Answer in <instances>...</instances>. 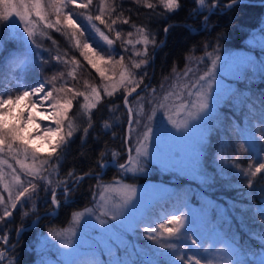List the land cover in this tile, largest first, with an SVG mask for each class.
I'll return each mask as SVG.
<instances>
[{"label": "snow or ice", "instance_id": "snow-or-ice-1", "mask_svg": "<svg viewBox=\"0 0 264 264\" xmlns=\"http://www.w3.org/2000/svg\"><path fill=\"white\" fill-rule=\"evenodd\" d=\"M157 2L164 9V12L158 15L164 19H167L166 14L175 13L182 7V0ZM192 2L199 7L189 13L190 18L207 9L203 19L207 30L211 15L220 12L226 14L242 3V0ZM135 3L154 12L157 7L152 0H135ZM92 4L93 0H81L79 3L77 0H0V54L8 50L9 44L15 45L8 50L4 64L0 65V79L3 78L5 67L11 73H19L13 85L15 91L0 89V264H19L15 249L23 233L27 231V227L23 225L24 219L29 216V212L24 211L26 205L31 203L32 211L35 212V200L40 199V193L43 192V202L47 205L50 197V204L53 206V212L46 213V216L54 215L62 204L68 206L72 203L71 194L77 190L85 177L96 179L97 190L92 194L93 208L73 211L69 221L70 227L57 229L51 226L46 235L40 233L36 244L53 257L50 260H41L40 264H101L94 255L85 258L86 253L77 246V229H82L81 221L84 222L85 217L92 220L93 216L104 232L120 230L127 226L136 238H139V232L142 230L143 238L150 242L146 249H136L131 240L127 241L137 259L132 261L116 257L107 264H202V261L204 264H247L249 253L245 252L233 237L228 238L226 249L219 250L218 258L209 255L210 249L204 247L201 238L190 227L188 217L180 211L152 221L150 215L153 206L148 205L139 219L134 218L132 212L140 203V196L135 184L125 183L124 178L147 174L160 164L157 163V154L154 151V145L160 142L156 131L158 121L172 130L173 142H182L188 140L193 132L201 129L211 130L218 110L228 108L233 113L240 111L248 121L247 127L241 129L233 120L231 126L238 132L236 139L243 140L236 145L235 151L237 159L240 153H249L252 159L256 160V165L249 163L246 168H242L234 160L232 167L237 183L245 182L242 186L250 190L245 196L251 199L254 197L251 189L254 188L257 176L264 173V93L254 100L250 94L241 92L230 84L221 83L224 57L220 54V42L223 36H218L214 44L205 42L202 46L203 54L200 56L195 55L194 46L185 56L184 68L178 71L174 65L172 73L164 77L159 88L153 87L148 67L154 59L156 48L162 45L163 41L158 44L156 32L149 30L147 26L138 27L127 18L120 22L129 25L134 31H127L125 38L122 35L123 30L114 28L122 12L117 13L115 19L111 18L116 8L112 7L108 0H100L99 14L84 16L87 25L74 18L77 14L66 10L70 5L77 9H88ZM78 15L83 16V13ZM99 25H103L106 31ZM171 27L172 25H166L163 28L165 35ZM53 31L59 33L67 42L63 52L59 47L60 42L49 34ZM261 33L264 39V29H261ZM43 40H50L51 46H45ZM117 41L120 42L119 52L115 47ZM137 45L142 47L137 48ZM76 53L99 76V85L89 84L85 80L84 91L65 87L63 84L57 87L58 76L55 74L47 79L28 81L27 76L30 73L37 68L42 72L45 66H53L52 61H55L56 65L69 66L67 75L75 79L77 70L82 67ZM258 64L259 74L264 79V60H260ZM250 66H253V62L247 58L236 59L232 64V68L245 78L250 75ZM63 76L64 73L60 72L59 78L62 79ZM237 79L239 80V77ZM101 90L103 96L108 98L120 93L119 98L126 109V121L122 125V144L125 151L123 162L118 159L122 156L121 152L112 151L111 159L106 160L107 153L101 151L96 160V167L101 173L105 169L114 168L120 178L102 183L100 173L91 169L82 175L70 170L63 178H59L64 153L74 135L82 132L83 144L89 130L93 128L92 110L103 100ZM78 97H83V103L77 105V113L70 115L74 107L73 102ZM22 100L26 102L25 105L13 117L14 110ZM133 105L137 107L134 109ZM33 109L43 116L44 121L50 122L42 129L43 137L48 138L51 148L47 156L37 153L28 142L35 138L34 133L27 137L23 135L30 122L38 128L42 124ZM257 110L259 117L255 114ZM81 114L87 119V124L83 127L77 123V116ZM253 119L257 120V124H252ZM10 120L15 122L11 123ZM104 126L106 129L109 127L107 123ZM257 131L259 136L256 135ZM113 135L115 136V133ZM205 146V138L202 136L200 149L204 150ZM218 147L216 159L222 164L225 162L223 153L229 144L221 142ZM178 155L173 154V158ZM10 160L15 162L19 172L17 167L9 163ZM193 171L198 176H203L198 167ZM22 175L26 179H22ZM53 175L57 177L56 186H52ZM203 178L206 182L213 180L211 176ZM259 179L264 182V175ZM18 206L21 210V226L14 230L13 243V229L9 225ZM259 212L264 215V207L260 208ZM130 218L134 220L133 223H130ZM109 221L116 223L109 224ZM35 223L33 221V224ZM257 238L264 245V235ZM125 250L127 251V248ZM32 251L37 249L33 247ZM258 264H264V252L260 254Z\"/></svg>", "mask_w": 264, "mask_h": 264}, {"label": "trees", "instance_id": "trees-1", "mask_svg": "<svg viewBox=\"0 0 264 264\" xmlns=\"http://www.w3.org/2000/svg\"><path fill=\"white\" fill-rule=\"evenodd\" d=\"M247 1L264 2V0ZM77 2H81V0H77ZM108 2L112 7L116 8V12L112 13L111 18L115 19L117 13L122 12L114 28L123 30L122 35L125 38H127V31L133 30L130 29L129 25L120 22L125 18L138 27L147 26L149 30L156 32L158 44L160 41H164L165 38L163 28L166 25H172L167 34L166 44L155 52L153 87L159 88V84L164 80V77L170 76L172 73L174 65L178 71L183 69L186 62L185 56L190 53V50L194 46L196 49L195 55L200 56L203 54V44L205 42L214 44L218 36H223V40L220 42L221 52L249 49L253 51L258 60H263L264 58V49L261 47H254L252 49V46L248 45L249 40L257 37L262 39L261 29H264V6L240 3L232 10L227 11L226 14L220 12L219 14L211 15L207 24V30H205L203 19L207 12H203L192 18L189 16V13L198 7V5L193 4L192 0H182V7L175 13L166 14L167 19L158 15L159 13H163L164 9L158 5L157 0H152L154 4H157L155 12L152 9L136 4L135 0H108ZM99 7L100 0H93V4L88 9L81 10L70 5L66 10H71L74 14L81 10L83 16H86L87 14H99ZM105 18L107 19L108 17L106 16ZM78 22L83 24L80 20ZM96 23L98 24V22ZM185 24L189 27L184 26ZM99 26L102 30L106 31L103 25ZM202 29L204 30L202 31ZM192 31L197 33L193 34ZM49 34L53 39H57L60 42L59 47L61 52H63L66 49L67 43L64 38L54 31ZM112 35L114 37V33ZM133 39H135V36ZM43 43L45 46H51L50 40H43ZM260 44L263 46L262 41ZM14 47V44H9L8 50ZM115 47L119 52V41L116 42ZM136 47L141 48L142 46L137 45ZM8 50L0 54V65L4 64L8 56ZM149 50L151 51V46ZM130 52L131 47L129 46V54ZM76 55L81 60L82 67L77 70L75 79L67 75L70 70L69 66L56 65V62L52 61L53 66H45L42 72L37 68L34 72L30 73L27 76L28 81L47 79L55 74L58 76L56 81L57 87L63 84L65 87H73L76 90L84 91L85 80L89 84L99 85V76L86 65L78 53ZM153 67L154 62L152 60L151 65L148 67L150 77ZM60 72L64 73L62 79L59 78ZM17 76H19V73H11L5 67L3 69V78L0 79V89L7 88L15 91L13 85L16 82ZM145 82L147 83L148 80L146 79ZM236 88L241 92L250 94L255 100L264 93V79L257 80L250 76L244 77L237 83ZM101 95L103 97L102 102L93 110V128L89 130V135L83 144L81 143L83 133L77 132L74 135L64 153L59 178H63L70 170H74L76 174L82 175L91 169L101 175L100 169L96 167V160L101 151L107 153L106 160L111 159L112 151L121 152L122 156L118 159L119 162H123L125 146L122 144V137L124 135V127L122 125L126 121V109L119 98L120 93H117L113 98H108L103 96L101 90ZM73 103L74 107L70 115L77 113V105L83 103V97H78ZM256 107L258 109V104ZM109 109L113 110L110 111ZM255 114L259 117L260 113L257 110ZM233 120L241 129L248 125V121L244 119L240 111L233 113L228 108L218 110V116L212 122V128L207 136L206 146L202 150L200 158L199 169L203 173V176L190 177L182 175L172 169L162 168L157 164L147 174H140L136 177H125L124 182L135 184V186L153 183L170 187L171 192L165 198L158 200L152 205L150 215L152 221H158L161 216L176 211L185 214L184 210L195 209L197 211L195 220L190 217L192 215L188 216V213L185 215L189 217L188 222L190 223V227L201 238L204 247L210 249L209 255L217 257L219 250L226 249L229 243L228 238L233 237L238 240L241 248L249 253L247 264H258L260 254L264 252V245L257 238L260 235H264V215H261L259 212V209L264 207V198H262L264 197V193H262L264 182H261L259 179L264 173L258 174L254 188L251 189L254 197L251 199L247 198L245 193L250 190L246 186H242L245 183L244 181L237 183L232 162L235 160L240 167L246 168L249 163H253L255 166L256 160H253L247 152L240 153L237 159L235 147L237 144L242 143L243 140L236 139L238 132L231 126ZM77 123L81 127L86 126L87 119L80 118L78 115ZM105 123L109 125L107 129L104 126ZM159 123L160 121L157 122L156 129ZM252 124H257V120L253 119ZM225 129H227V132H225ZM113 133H115V136ZM256 135H260L259 131L256 132ZM221 142L228 143L229 147L223 153L225 162L219 164L216 157L219 152L218 144ZM204 176L213 177L212 182H206L203 178ZM52 178L54 179V177ZM114 178H120L117 170L108 168L101 177V182L108 183ZM56 180L57 177L53 180L52 186H56ZM95 186L96 179L94 177H87L81 181L77 190L71 194L72 203L68 206L62 204L59 211L57 213L55 211L56 216H46V213L53 212V206L50 204V197L47 205L43 202L42 198L45 196L43 192L40 193L41 198L35 200V212L32 211L31 203L26 205L24 211H28L29 216L24 219L23 225L27 227V231L23 233L15 249V256L19 258V264H38L39 254L37 251L33 252L32 249L33 247L37 249L38 244H36V240L39 238L40 233L47 234L48 228L51 226H55L57 229L66 228L69 225L73 211H82L92 204V194L97 190ZM245 208L247 209L246 211L244 210ZM20 217L21 210L19 208L14 212L12 222L9 225L13 229V243H15L14 230L21 226ZM38 217V224L32 228L33 221ZM224 217H227V219H224ZM202 218L203 220L201 221ZM198 220L202 223H197ZM225 232L227 236H225ZM123 233L124 235H128L127 241L131 240L136 249H146L150 246V242L143 238L142 230L139 232V238L134 237L130 232L125 230H123ZM191 235L192 233L190 232L189 236ZM181 246H183V242H181ZM117 247L120 259L132 261L137 259V256L133 255L131 245L127 244L124 248ZM126 248L127 251L125 250ZM253 253L255 255H252ZM202 264H204V261H202Z\"/></svg>", "mask_w": 264, "mask_h": 264}, {"label": "rangeland", "instance_id": "rangeland-1", "mask_svg": "<svg viewBox=\"0 0 264 264\" xmlns=\"http://www.w3.org/2000/svg\"><path fill=\"white\" fill-rule=\"evenodd\" d=\"M81 10L78 11L77 13L80 14ZM204 12H207V9H205ZM74 18H77L78 20L82 21L83 24L87 25V21L84 19V16L76 15ZM261 41L263 46H261L260 44ZM257 44L260 45L256 46ZM248 45L250 47L252 46L251 47L252 49H254V47H259V48L261 47L262 49H264V39L258 37L254 38L252 40H249ZM220 54L222 55V57H224V65L222 67L220 74L222 77L221 79L222 84L223 83L225 85L230 84L231 87L236 88L237 83L244 78V76L240 75L235 71L234 68H232V64L236 59L243 60L247 58L250 61H252L253 66H250L249 68V72H250L249 76L257 80L262 78L258 71L259 68L258 62L260 60H258V58L254 55L253 51L249 49L230 50L227 52H221ZM238 77L239 80L237 79ZM25 103L26 102L23 100L20 101V104L17 105L16 109L13 112V117L16 116L21 111V107L25 105ZM133 107L135 109L137 106L133 105ZM32 111L36 115V118L42 122V124L38 128L36 124L30 122L27 125V128L25 129L23 135L27 137L29 136L30 133H34L35 138L30 139L28 142L31 144L32 148L36 149L37 153L41 154L42 156H47L50 153L51 148L48 143V138L43 137L42 129L44 125H47L50 122L44 121L43 116H41L38 112H36L35 109H33ZM79 116L80 118L83 117L82 114ZM10 122L14 123L15 121L10 120ZM52 126L54 127V125ZM156 131L160 139L159 144L154 145V151H156L157 154V163H160L161 165L160 164L159 165L162 168L172 169L182 175H186L190 177L197 176L196 172H194L193 169L196 167L199 168L200 158L202 154V150L200 149L201 137L203 136L206 142L210 130L201 129L196 132H193L192 136L188 140L182 142L181 141L173 142L171 139V137L174 135L172 133V130L170 128H167V126L164 125L162 122L159 123ZM176 153H178L179 155L173 158V154ZM9 163H12L14 167H17V171L19 172V168L18 166L15 165L14 161L10 160ZM165 164L167 165L165 166ZM106 170L107 169H105L102 172L103 175ZM53 177L54 179L56 178L55 175H53ZM21 178L26 179L23 175ZM136 187L138 189V195L140 196V203L136 206V208L132 212L133 217L136 219H139L145 213V209L148 205H153L158 200L165 198L171 192L170 187L163 185L161 186L153 183L136 186ZM6 195L7 194L5 193V196ZM93 204L94 202H92V204L89 205L87 208H93L94 206ZM17 209H19V206ZM184 212L185 214L188 213L187 214L188 216L192 215L190 217L193 218V220L196 219L197 211L195 209L194 210L189 209V211L186 209L184 210ZM97 214H98V210H97ZM38 220L39 219L34 220L36 223L31 226L32 228H34L38 224ZM202 220L203 218L201 219V221ZM133 222L134 220L130 218V223ZM198 222H200V220H198L197 223ZM112 223H116V222L109 221V224ZM201 223L202 222H200V224ZM81 225H82V229L80 228L77 229L79 234L77 246L78 249H81L86 253L85 258L94 255L95 258L101 262V264H107V262L110 261L111 259L119 257L117 253V248H118L117 246H119L120 248H124V246L127 245L128 235H124V233L122 234L123 230L130 232L127 229V226L120 230H114L112 232H104L100 229L99 224L96 222L94 216L92 217V220L91 218L85 217V221L84 222L81 221ZM67 227H70V224ZM52 251L53 253H55V249H53ZM37 252L39 254L38 264H40L41 260H50L53 258L48 254L46 250L42 249L40 245H38L37 247ZM104 258L107 259L104 260Z\"/></svg>", "mask_w": 264, "mask_h": 264}, {"label": "water", "instance_id": "water-1", "mask_svg": "<svg viewBox=\"0 0 264 264\" xmlns=\"http://www.w3.org/2000/svg\"><path fill=\"white\" fill-rule=\"evenodd\" d=\"M242 3H246V4H249V5H261V6H264V2H255V1H247V0H245V1H242ZM199 7V6H198ZM184 26H186V27H189L188 25H184ZM204 29H202V31H203ZM192 33L193 34H195V33H197V32H195V31H192ZM166 41H167V35H165V38H164V41H163V44L162 45H160V46H158L157 47V49H156V51L155 52H157L160 48H162L165 44H166ZM155 56H154V59H153V62H154V67H153V72H152V75H151V83H152V81H153V76H154V72H155ZM139 91V90H138ZM135 95V94H134ZM131 99V98H130ZM103 175V173L101 174V176ZM85 178H87V177H85ZM57 212H58V210H57Z\"/></svg>", "mask_w": 264, "mask_h": 264}]
</instances>
